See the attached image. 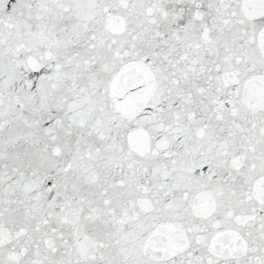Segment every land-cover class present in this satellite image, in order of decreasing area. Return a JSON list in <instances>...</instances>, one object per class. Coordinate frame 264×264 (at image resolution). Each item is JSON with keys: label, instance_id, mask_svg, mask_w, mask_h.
<instances>
[{"label": "snow or ice", "instance_id": "6c2138e0", "mask_svg": "<svg viewBox=\"0 0 264 264\" xmlns=\"http://www.w3.org/2000/svg\"><path fill=\"white\" fill-rule=\"evenodd\" d=\"M0 264H264V0H0Z\"/></svg>", "mask_w": 264, "mask_h": 264}]
</instances>
